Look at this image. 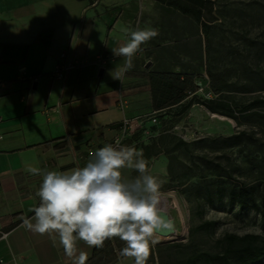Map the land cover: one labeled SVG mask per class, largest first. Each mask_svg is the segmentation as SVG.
Wrapping results in <instances>:
<instances>
[{"label": "crops", "instance_id": "1", "mask_svg": "<svg viewBox=\"0 0 264 264\" xmlns=\"http://www.w3.org/2000/svg\"><path fill=\"white\" fill-rule=\"evenodd\" d=\"M160 3L0 0V263L70 264L58 237L20 226L39 205L42 176L28 169L83 167L118 138L126 119L153 115L151 63L142 47L120 80L110 72L123 65L112 50L128 30H156ZM75 247L76 255L87 252L86 263L98 248L83 241Z\"/></svg>", "mask_w": 264, "mask_h": 264}, {"label": "rangeland", "instance_id": "2", "mask_svg": "<svg viewBox=\"0 0 264 264\" xmlns=\"http://www.w3.org/2000/svg\"><path fill=\"white\" fill-rule=\"evenodd\" d=\"M175 1L189 4L159 2L158 34L141 45L144 63H151L149 76H193L198 99L183 114L179 108L157 114L150 136L140 134L123 145L141 151L149 171L161 181L160 196L172 222V236L151 247L146 264H182L196 252L221 254L230 244L229 236L264 241L259 213L227 200L210 206L204 195L219 184L256 187L259 205L264 198V104L253 106L264 100V0H204L207 34L170 6ZM217 99L251 108L232 119L206 107V101ZM180 141L186 146H179ZM122 175L132 179L137 173L125 168ZM204 223L215 227L198 231ZM123 247L118 237L106 240L89 264H119L125 260L119 256Z\"/></svg>", "mask_w": 264, "mask_h": 264}, {"label": "clouds", "instance_id": "3", "mask_svg": "<svg viewBox=\"0 0 264 264\" xmlns=\"http://www.w3.org/2000/svg\"><path fill=\"white\" fill-rule=\"evenodd\" d=\"M129 38L113 49L123 65L110 72L120 80L134 67L133 59L141 45L158 33L151 28L128 30ZM135 170L137 175L125 179L122 170ZM36 195L39 205L30 209L34 216L21 217V227L39 235L58 237L70 264H86L87 252L76 244L83 241L89 248L103 247L106 240L118 237L124 247L119 256L131 258L133 264H146L151 247L158 243L159 230L170 228L160 215L161 181L151 174L143 153L132 146L107 144L97 149L83 167L68 172L41 171Z\"/></svg>", "mask_w": 264, "mask_h": 264}, {"label": "trees", "instance_id": "4", "mask_svg": "<svg viewBox=\"0 0 264 264\" xmlns=\"http://www.w3.org/2000/svg\"><path fill=\"white\" fill-rule=\"evenodd\" d=\"M161 3L166 0H156ZM189 4H182L179 1L171 3V7L181 12L184 16L192 18L197 24L203 26L207 34V25L203 22V12L206 8L207 1L204 0H187ZM152 88V105L155 113L160 114L166 110L179 108L180 113H185L194 102L198 99V87L191 75L181 74H162L156 73L149 76ZM191 97V99H189ZM264 104V100L256 101L253 106ZM206 107L212 113H218L223 116L235 119L237 114L246 112L248 108L239 109L222 100H209L205 102ZM154 127V126H152ZM149 128L150 135L153 132ZM179 146H186V143L180 141ZM148 150V149H146ZM147 158L151 155L147 154ZM256 187H239L227 188L217 185L214 190L206 189L205 197L210 206L223 204L226 200L231 206H239L243 209L253 210L261 215L264 225V198L259 205L255 197ZM215 227V223H204L198 227V231H209ZM229 246L221 254H210L196 252L192 254L182 264H262L264 261V241L256 236H246L239 238L229 236ZM237 241L244 242L241 247H236ZM104 247V245H103ZM98 247L94 251L93 258L86 264H89L102 250Z\"/></svg>", "mask_w": 264, "mask_h": 264}, {"label": "built area", "instance_id": "5", "mask_svg": "<svg viewBox=\"0 0 264 264\" xmlns=\"http://www.w3.org/2000/svg\"><path fill=\"white\" fill-rule=\"evenodd\" d=\"M127 103L121 102L120 108L124 110L126 108ZM157 113H153V115L149 118L148 121L144 120H130L126 119L119 130V136L116 138L111 144L116 146V142L119 141L120 145L123 146L124 143L134 136H136L139 132L141 135L150 136L149 128L155 126L157 124ZM6 237L5 234L0 233V239H4ZM0 264H12V263H0Z\"/></svg>", "mask_w": 264, "mask_h": 264}, {"label": "water", "instance_id": "6", "mask_svg": "<svg viewBox=\"0 0 264 264\" xmlns=\"http://www.w3.org/2000/svg\"><path fill=\"white\" fill-rule=\"evenodd\" d=\"M150 67V64L147 66V69ZM160 215L163 219V221L167 224H170L171 227L170 228H165V229H162V230H159L157 232L156 235L160 236V237H164V238H168L172 235V222L170 221V219L168 218L167 214L164 213V212H160Z\"/></svg>", "mask_w": 264, "mask_h": 264}, {"label": "bare ground", "instance_id": "7", "mask_svg": "<svg viewBox=\"0 0 264 264\" xmlns=\"http://www.w3.org/2000/svg\"><path fill=\"white\" fill-rule=\"evenodd\" d=\"M167 210H168L167 202H166V200L163 197H161L160 212L166 213ZM158 237H159L160 240H163V241H166V240L170 239V237H168V238H164V237H160V236H158Z\"/></svg>", "mask_w": 264, "mask_h": 264}]
</instances>
